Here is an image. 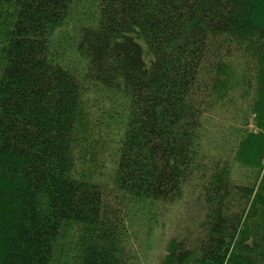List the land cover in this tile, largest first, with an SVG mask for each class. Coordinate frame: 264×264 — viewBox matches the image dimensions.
Returning a JSON list of instances; mask_svg holds the SVG:
<instances>
[{
  "label": "trees",
  "instance_id": "trees-1",
  "mask_svg": "<svg viewBox=\"0 0 264 264\" xmlns=\"http://www.w3.org/2000/svg\"><path fill=\"white\" fill-rule=\"evenodd\" d=\"M0 264H264V0H0Z\"/></svg>",
  "mask_w": 264,
  "mask_h": 264
},
{
  "label": "rangeland",
  "instance_id": "rangeland-1",
  "mask_svg": "<svg viewBox=\"0 0 264 264\" xmlns=\"http://www.w3.org/2000/svg\"><path fill=\"white\" fill-rule=\"evenodd\" d=\"M239 111L238 107L233 109L234 114H237ZM195 198L186 197L181 203L176 206V211L174 214L173 212L169 215L167 222L168 223H174V225H177V223L184 222L188 226H192L195 219L201 215V206L199 205ZM191 207V208H189ZM195 223V222H194Z\"/></svg>",
  "mask_w": 264,
  "mask_h": 264
}]
</instances>
